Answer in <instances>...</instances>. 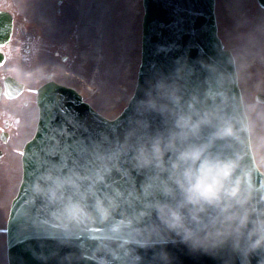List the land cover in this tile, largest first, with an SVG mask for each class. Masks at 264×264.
Returning a JSON list of instances; mask_svg holds the SVG:
<instances>
[{
  "label": "clouds",
  "instance_id": "obj_1",
  "mask_svg": "<svg viewBox=\"0 0 264 264\" xmlns=\"http://www.w3.org/2000/svg\"><path fill=\"white\" fill-rule=\"evenodd\" d=\"M257 64L264 10L214 51L138 79L124 111L104 113L106 132L66 162L34 168L23 180L27 214L56 241L41 264H182L181 252L253 264L264 255V163L252 150L264 112L242 89Z\"/></svg>",
  "mask_w": 264,
  "mask_h": 264
},
{
  "label": "rangeland",
  "instance_id": "obj_2",
  "mask_svg": "<svg viewBox=\"0 0 264 264\" xmlns=\"http://www.w3.org/2000/svg\"><path fill=\"white\" fill-rule=\"evenodd\" d=\"M92 19H93V17H92ZM226 24H227L226 28H228L229 25H228V23H226ZM136 50H138V55H137V57H138L139 56V50H140L139 45L137 44V46H136V43H133L131 46H129V52L135 53ZM115 51L116 50H114V52ZM122 63H123V61H121L118 66H116L117 68L112 67L113 71L117 72V74H111L112 76L116 75L115 76L116 79L112 78V79L108 80V81H111L112 83L108 84V81H105V80L102 83H100L99 77L96 78V83L101 87L100 96L92 97V101L96 105L101 106L107 102H117L115 100V96L117 93H119V84L121 82L126 81L124 79V76L120 77L123 73ZM104 76H106V75L104 74L102 77L104 78ZM249 86H250L249 78H247L245 81L242 82L243 90L245 91L247 96L249 95L248 94V92L250 90ZM110 97L113 99H110ZM261 112H264V110L261 109ZM253 142H254V146L258 152L259 161L261 159V162L264 163V156L262 153V148H261V145L257 139V136H255V132L253 134ZM15 186H16V181H14V180H4L2 182L3 191L5 193H9V194L13 193ZM8 212H9V203H8V206L6 205L5 208H3V210H0V225L2 224L1 227H3L0 230V250L2 251V253H6V251H5L6 250L5 235L3 234L4 233L3 230H4V226L6 225Z\"/></svg>",
  "mask_w": 264,
  "mask_h": 264
},
{
  "label": "snow or ice",
  "instance_id": "obj_3",
  "mask_svg": "<svg viewBox=\"0 0 264 264\" xmlns=\"http://www.w3.org/2000/svg\"><path fill=\"white\" fill-rule=\"evenodd\" d=\"M0 59H2V58H0Z\"/></svg>",
  "mask_w": 264,
  "mask_h": 264
}]
</instances>
